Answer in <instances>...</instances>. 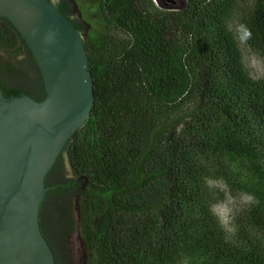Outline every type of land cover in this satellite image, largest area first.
<instances>
[{
	"label": "trees",
	"instance_id": "1",
	"mask_svg": "<svg viewBox=\"0 0 264 264\" xmlns=\"http://www.w3.org/2000/svg\"><path fill=\"white\" fill-rule=\"evenodd\" d=\"M239 3L178 0L167 10L99 0L102 28L85 34L95 103L66 147L76 181L49 193L79 194L78 217L65 214L64 224L79 234L84 264H264V80L242 66L230 25ZM69 6L56 7L68 18ZM241 23L264 56V0H250ZM0 88L46 98L31 50L3 16ZM60 168L62 157L52 170ZM206 177L253 197L237 211L235 235L210 214L223 193ZM46 239L56 264H73Z\"/></svg>",
	"mask_w": 264,
	"mask_h": 264
},
{
	"label": "water",
	"instance_id": "2",
	"mask_svg": "<svg viewBox=\"0 0 264 264\" xmlns=\"http://www.w3.org/2000/svg\"><path fill=\"white\" fill-rule=\"evenodd\" d=\"M1 16L31 50L46 98L6 97L0 88V264H56L42 233L41 204L56 189L47 186L48 173L94 107L85 33L49 0H0Z\"/></svg>",
	"mask_w": 264,
	"mask_h": 264
},
{
	"label": "clouds",
	"instance_id": "3",
	"mask_svg": "<svg viewBox=\"0 0 264 264\" xmlns=\"http://www.w3.org/2000/svg\"><path fill=\"white\" fill-rule=\"evenodd\" d=\"M232 31L238 46H245L251 52V46L248 43L252 39L250 28L246 24L238 23ZM242 66L247 69L250 78L264 80V56L251 52V55L242 57ZM205 183L207 187L216 188L223 193L222 199L209 206L210 214L226 235H235L237 211L240 205L250 203L253 197L246 193H241L238 198L233 196L222 177L218 179L206 177ZM183 264H188V260L186 259Z\"/></svg>",
	"mask_w": 264,
	"mask_h": 264
},
{
	"label": "rangeland",
	"instance_id": "4",
	"mask_svg": "<svg viewBox=\"0 0 264 264\" xmlns=\"http://www.w3.org/2000/svg\"><path fill=\"white\" fill-rule=\"evenodd\" d=\"M76 17H78L83 24L85 25L84 33L91 29L92 27H96L98 29L102 28V22L100 18L99 11V0H69ZM167 6H174L177 4L178 0H164ZM239 5L233 12V16L231 18L230 25L234 29L238 23H241L242 16L247 9L250 0H239ZM91 24V25H88ZM243 50L244 56L251 55V52H254L251 49V52L245 46H241ZM63 168H64V177L69 179H73L71 166L69 163L68 155H63ZM232 194V193H231ZM233 195V194H232ZM234 196V195H233ZM238 198V196H236ZM61 209L65 214H71L75 219L78 217V209L75 206V200L73 198H67L62 204ZM60 211L62 212V210ZM55 210L53 214L55 215ZM69 255L72 258L73 264H84L87 263V253L85 247L83 246L79 234L74 232L70 237V245H69Z\"/></svg>",
	"mask_w": 264,
	"mask_h": 264
},
{
	"label": "flooded vegetation",
	"instance_id": "5",
	"mask_svg": "<svg viewBox=\"0 0 264 264\" xmlns=\"http://www.w3.org/2000/svg\"><path fill=\"white\" fill-rule=\"evenodd\" d=\"M53 4L58 6V4L62 0H50ZM69 1V0H68ZM70 2V1H69ZM65 15L69 18V20L74 21L76 24L83 23L78 17L75 16L73 7L70 3L69 9L63 10ZM31 97V96H30ZM63 158V156H60ZM72 176L73 180L76 181L73 171ZM64 168H60L59 170H51L47 177H46V184L48 187L56 186L57 184H60L66 180L67 178L64 177ZM51 192V191H50ZM45 196L44 201L41 204V227L42 231L44 232L45 236L50 240L53 244L55 251L57 250L61 254V258H66V253L68 254L69 249L66 251L65 248V241H68V246L70 245V237L74 232H69L70 228L64 224L65 218L63 213V210L61 209V204L67 199V198H73L75 200V206H77L78 209V201H79V194L75 191L61 193V194H55V195H49V193ZM62 210V212L60 211ZM55 212V215L53 214V211ZM57 218V220L55 219ZM64 224V225H63ZM63 228H67V230L63 231ZM64 253V254H63ZM66 261H64L65 264Z\"/></svg>",
	"mask_w": 264,
	"mask_h": 264
}]
</instances>
